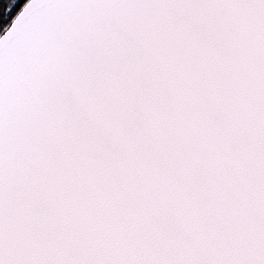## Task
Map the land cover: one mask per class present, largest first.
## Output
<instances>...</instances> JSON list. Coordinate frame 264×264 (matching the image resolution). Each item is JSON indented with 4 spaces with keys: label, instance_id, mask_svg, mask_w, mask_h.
I'll use <instances>...</instances> for the list:
<instances>
[{
    "label": "snow or ice",
    "instance_id": "6c2138e0",
    "mask_svg": "<svg viewBox=\"0 0 264 264\" xmlns=\"http://www.w3.org/2000/svg\"><path fill=\"white\" fill-rule=\"evenodd\" d=\"M0 264H264V0H0Z\"/></svg>",
    "mask_w": 264,
    "mask_h": 264
}]
</instances>
